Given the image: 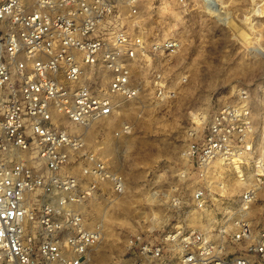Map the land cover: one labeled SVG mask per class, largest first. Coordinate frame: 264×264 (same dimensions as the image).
<instances>
[{
    "label": "built area",
    "instance_id": "built-area-1",
    "mask_svg": "<svg viewBox=\"0 0 264 264\" xmlns=\"http://www.w3.org/2000/svg\"><path fill=\"white\" fill-rule=\"evenodd\" d=\"M137 3L0 0V264L91 263L102 228L90 226L80 206L106 192L123 194L125 179L89 148L88 132L139 95L136 70L148 54L179 48L175 39L147 47L135 21ZM151 86L158 99L173 97L161 73ZM128 130L122 121L114 135ZM252 134L251 111L241 103L218 108L201 131L189 133L180 157L198 179H208L221 161L236 180L241 175V191L212 229L129 236L132 264H264V220L254 225L250 216L264 189V159L252 149ZM218 198L224 204L225 196ZM190 200L206 211L205 183Z\"/></svg>",
    "mask_w": 264,
    "mask_h": 264
},
{
    "label": "rangeland",
    "instance_id": "rangeland-1",
    "mask_svg": "<svg viewBox=\"0 0 264 264\" xmlns=\"http://www.w3.org/2000/svg\"><path fill=\"white\" fill-rule=\"evenodd\" d=\"M215 1L223 7L222 19L208 12L205 0H138L135 21L147 47L175 39L179 48L173 55L148 54L136 70L139 95L121 101L117 116L95 123L88 132L89 148L125 179L123 194L106 192L80 206L87 223L102 228L90 264H132L125 250L129 236L179 226L212 229L216 214L234 205L243 181L235 179L229 165L214 162L201 182L180 157L189 133L201 131L218 108L248 106L255 153L264 158V0ZM156 72L172 91L170 100L156 97L151 86ZM122 121L129 130L115 136ZM201 183L211 194L205 212L190 200ZM217 194L225 196L224 204ZM172 197L178 199L176 205L170 203ZM250 216L254 225L263 222L264 189Z\"/></svg>",
    "mask_w": 264,
    "mask_h": 264
},
{
    "label": "bare ground",
    "instance_id": "bare-ground-1",
    "mask_svg": "<svg viewBox=\"0 0 264 264\" xmlns=\"http://www.w3.org/2000/svg\"><path fill=\"white\" fill-rule=\"evenodd\" d=\"M205 2H206V9L209 10L208 12L212 13L214 16H217L219 19H220V17L222 19V15L224 14V11H222L221 9H223V7H219L215 0H205ZM219 19H217V20H219ZM227 21H229V20L227 19ZM253 143H254V145L252 146V149L256 152V150H255V142H253ZM257 156H258L257 159H259V160L264 159L262 154H261L262 157H259V155H257ZM240 176H239V178H240ZM242 184H244V183L242 182ZM242 184H239V185L241 186ZM154 197H155V194H152L151 198L154 199Z\"/></svg>",
    "mask_w": 264,
    "mask_h": 264
}]
</instances>
